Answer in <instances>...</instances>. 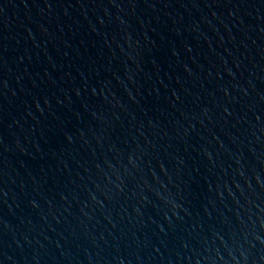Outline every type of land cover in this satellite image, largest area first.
Listing matches in <instances>:
<instances>
[{
	"label": "water",
	"instance_id": "95a60500",
	"mask_svg": "<svg viewBox=\"0 0 264 264\" xmlns=\"http://www.w3.org/2000/svg\"><path fill=\"white\" fill-rule=\"evenodd\" d=\"M0 264H264V0H0Z\"/></svg>",
	"mask_w": 264,
	"mask_h": 264
}]
</instances>
